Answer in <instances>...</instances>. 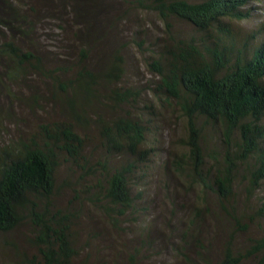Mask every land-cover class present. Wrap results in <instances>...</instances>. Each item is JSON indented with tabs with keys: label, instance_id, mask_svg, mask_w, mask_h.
<instances>
[{
	"label": "rangeland",
	"instance_id": "rangeland-1",
	"mask_svg": "<svg viewBox=\"0 0 264 264\" xmlns=\"http://www.w3.org/2000/svg\"><path fill=\"white\" fill-rule=\"evenodd\" d=\"M26 1V9L33 5L38 12L29 13L35 29L20 40L25 49L40 55L43 70L21 71L10 88L0 85V144L28 136L41 124L74 121L88 138L86 153L98 172L94 180L85 175L79 182L70 164L63 165L55 198L62 206L73 202L85 185L97 183L99 174H105L102 166L110 172L127 158L117 159L102 146L104 125L130 113L149 127L143 147L152 151L132 183L138 208L150 205L149 211L133 209L116 224L114 213L106 209L107 202L92 201L80 192L86 196L73 202L78 250L73 264H128L136 249L138 264H217L229 242L234 255L247 254L254 241L264 236L260 216L264 190L250 193L249 179L241 177L235 181L234 198L220 200L201 182H193L190 172L172 166L177 155L189 154L187 119L175 103L165 102L161 76L150 64L169 36L188 35V25L161 17L147 0ZM256 25L257 21L239 23L248 32L256 30ZM3 68L0 63V70ZM87 72L94 76L91 93L84 87L91 82ZM126 91L127 98H122L120 94ZM70 97L78 101L76 113L68 105ZM83 116L87 122L79 121ZM216 141L210 136L204 148H218ZM206 160L210 162V158ZM100 188L91 191L94 199ZM31 238L30 222L0 237V264L41 261ZM12 242L15 247L8 245ZM247 256L242 264H264V251Z\"/></svg>",
	"mask_w": 264,
	"mask_h": 264
},
{
	"label": "trees",
	"instance_id": "trees-1",
	"mask_svg": "<svg viewBox=\"0 0 264 264\" xmlns=\"http://www.w3.org/2000/svg\"><path fill=\"white\" fill-rule=\"evenodd\" d=\"M25 2L0 0V63L5 66L0 70V85L8 88L10 82L19 79V72L43 70L40 55L25 49L20 40L35 29L29 13L38 12L33 5L26 9ZM147 2L161 17L179 19L189 27L186 37L169 36L150 64L161 76L165 102L175 103L187 119L185 144L189 154L177 155L172 166L179 172H190L193 182H201L220 200L234 198L235 181L241 177L249 179L250 193L264 190V0ZM243 21H257V29L245 31L239 26ZM5 76L9 80L4 82ZM88 77L91 82H85L84 87L91 93L93 73L87 72ZM127 95L128 91L120 94L122 98ZM77 103L74 97L68 99L73 113ZM82 120L84 116L79 121ZM142 121L127 113L102 127V146L107 153L117 159L127 158L110 172L102 166L105 174L100 173L101 178L93 186L87 184L83 191H78L73 202L85 199L86 195L82 197L80 192L88 194L92 201L107 202L106 209L114 213L116 224L133 209L149 211L150 205L138 208L139 199L133 194L132 184L139 176L136 173L141 162L152 151L143 147L149 127ZM210 136L216 138L218 148H204ZM87 140L74 121L56 120L39 125L28 136L0 144V237L30 222L31 241L41 257V261L31 264H73L78 253L73 202L61 206L55 198L63 165L70 164L79 182L85 175L96 178L98 171L90 165L86 153ZM99 186L95 200L91 191ZM261 202L260 216L264 218V200ZM254 242L247 254L263 253L264 236ZM8 245L16 246L14 242ZM177 248L188 257L180 245ZM138 250L128 264H138ZM232 250L229 242L217 264H242L247 259V254L234 255Z\"/></svg>",
	"mask_w": 264,
	"mask_h": 264
}]
</instances>
